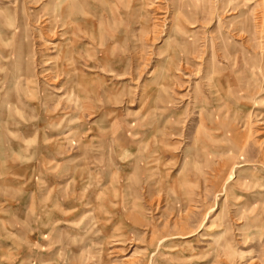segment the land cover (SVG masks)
I'll list each match as a JSON object with an SVG mask.
<instances>
[{
	"label": "rangeland",
	"instance_id": "obj_1",
	"mask_svg": "<svg viewBox=\"0 0 264 264\" xmlns=\"http://www.w3.org/2000/svg\"><path fill=\"white\" fill-rule=\"evenodd\" d=\"M0 264H264V0H0Z\"/></svg>",
	"mask_w": 264,
	"mask_h": 264
}]
</instances>
